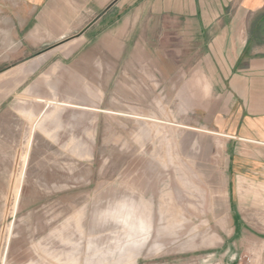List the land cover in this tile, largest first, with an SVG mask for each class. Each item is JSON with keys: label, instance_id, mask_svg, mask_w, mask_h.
I'll return each instance as SVG.
<instances>
[{"label": "rangeland", "instance_id": "1", "mask_svg": "<svg viewBox=\"0 0 264 264\" xmlns=\"http://www.w3.org/2000/svg\"><path fill=\"white\" fill-rule=\"evenodd\" d=\"M13 2L0 0V264H258L226 210L227 138L208 128L224 101L197 82L200 51L78 53L163 68H62L47 98L18 99L26 54L1 44Z\"/></svg>", "mask_w": 264, "mask_h": 264}, {"label": "crops", "instance_id": "2", "mask_svg": "<svg viewBox=\"0 0 264 264\" xmlns=\"http://www.w3.org/2000/svg\"><path fill=\"white\" fill-rule=\"evenodd\" d=\"M12 4L1 44L4 51L26 54L15 80L18 87L26 85L18 99L47 98L41 86L51 85L52 75L62 68L71 77L72 70L79 69L73 71L90 78H103L100 69L106 67L163 68L152 60L76 59L78 53L169 51L163 45L200 51L192 67L211 72L197 82L210 85V93L224 101L215 112L223 119L208 128L227 138L228 217L242 238H255V259L264 264V0H15ZM38 51L61 54L37 59ZM43 69L52 70L39 75ZM236 213L239 224L233 218Z\"/></svg>", "mask_w": 264, "mask_h": 264}]
</instances>
